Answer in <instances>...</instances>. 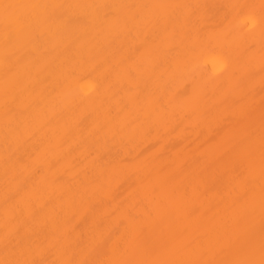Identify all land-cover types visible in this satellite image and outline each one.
Returning <instances> with one entry per match:
<instances>
[{
	"label": "bare ground",
	"instance_id": "1",
	"mask_svg": "<svg viewBox=\"0 0 264 264\" xmlns=\"http://www.w3.org/2000/svg\"><path fill=\"white\" fill-rule=\"evenodd\" d=\"M3 3L63 7L22 10L10 43L0 18V261L258 247L264 36L233 6L261 0Z\"/></svg>",
	"mask_w": 264,
	"mask_h": 264
},
{
	"label": "snow or ice",
	"instance_id": "2",
	"mask_svg": "<svg viewBox=\"0 0 264 264\" xmlns=\"http://www.w3.org/2000/svg\"><path fill=\"white\" fill-rule=\"evenodd\" d=\"M63 7L60 5H37V4H16V3H3L0 4V18L4 24V38L6 43H10L23 31L31 20V14H26L22 10H35V9H48ZM156 8L167 7H179L170 5H155ZM234 8L240 9L241 14L247 16V22L244 27L249 31L256 28L257 24L260 26L261 34L264 36V0H261L259 16L253 11L255 6L251 5H234ZM252 132H248L245 136V140L249 146L252 142ZM260 169L261 176L264 179V123L261 127L260 135ZM251 160L252 153H248ZM247 197V193H245ZM260 239L257 247L254 240V229L249 227L244 233L236 236L234 240H228L221 245L217 251L209 255L202 245L196 246L190 240L183 241L177 245L176 242H172L170 251L190 252L189 258H168V259H142V260H120V261H99V260H75L70 259L65 261L64 264H264V185L261 190L260 200ZM141 240L140 233L136 230L135 225H130L129 238L125 240V250L133 244L139 243ZM236 247L238 255L234 258H216L227 248ZM0 264H41L39 261H20V260H4L0 261Z\"/></svg>",
	"mask_w": 264,
	"mask_h": 264
}]
</instances>
